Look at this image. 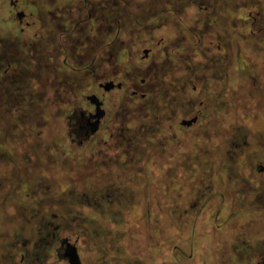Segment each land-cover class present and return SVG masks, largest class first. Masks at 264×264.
I'll list each match as a JSON object with an SVG mask.
<instances>
[{
  "label": "flooded vegetation",
  "instance_id": "flooded-vegetation-1",
  "mask_svg": "<svg viewBox=\"0 0 264 264\" xmlns=\"http://www.w3.org/2000/svg\"><path fill=\"white\" fill-rule=\"evenodd\" d=\"M237 46L264 52V0H0V264L105 256L98 212L123 222L121 179L155 165L184 215L217 195L260 212L234 248L264 258V105L239 97ZM74 147L97 184L55 183Z\"/></svg>",
  "mask_w": 264,
  "mask_h": 264
},
{
  "label": "rangeland",
  "instance_id": "rangeland-1",
  "mask_svg": "<svg viewBox=\"0 0 264 264\" xmlns=\"http://www.w3.org/2000/svg\"><path fill=\"white\" fill-rule=\"evenodd\" d=\"M253 7L255 8L252 9H258L259 4ZM246 13V29L243 30L250 38L256 33L253 23L257 14H250L249 9ZM237 47L240 53L241 69H245L242 75L246 86L239 88V97L243 96L248 98L247 100L254 101L256 96H260L264 105V59H259L261 56L264 57V52H255L250 47L246 50L243 46ZM246 91L249 94L246 95ZM248 103L255 106L253 102ZM85 148L88 149L89 146ZM85 148L74 147L72 152L76 155H72L69 161L62 163V166H66L64 171L56 169L55 175L50 173V176L54 175L55 183L65 180L71 186L80 188L85 184L90 186L99 182L96 173L84 172L85 165L88 168V163L91 164L87 162L88 160L80 159ZM225 165L226 163H219V169L223 170ZM144 169L140 173L132 174L128 179H121L128 180V186L133 187L135 192L140 194L134 207L126 209L128 212H124L121 217L117 216L119 219L123 217V222L116 223L115 220L111 221L105 214L98 212L109 225H102L109 234V243L105 247L108 253L104 256L101 252L97 253L89 242L82 243L87 264H264V258L259 254L249 259L248 255L244 253L238 255L235 251L240 232L244 228L242 225L245 222L244 219L254 222L256 214H259L257 219L262 217L260 212L253 211L251 214L243 213L241 210L236 211L239 208L238 204L242 203L240 200L235 198V201L224 204L222 196L217 195L210 200L204 210L194 211L191 217L187 215L188 213L184 215L175 205L178 191L166 190L164 179L167 173L162 172L156 165L155 168L151 167V171L146 172V168ZM222 189H224L222 185L216 187V191ZM227 193L231 192L227 191ZM188 197L189 195H186V198ZM219 207L222 209L219 210ZM234 211L238 214L231 217ZM260 227L256 225L249 228L260 230ZM62 234L75 240L78 233L64 230ZM262 234V237L261 235L253 236V239H256L254 242L261 243L264 237V233ZM113 235L117 236L112 237ZM90 250L96 254H90ZM110 254H114L115 257H111ZM54 256V264H60L57 254Z\"/></svg>",
  "mask_w": 264,
  "mask_h": 264
},
{
  "label": "water",
  "instance_id": "water-1",
  "mask_svg": "<svg viewBox=\"0 0 264 264\" xmlns=\"http://www.w3.org/2000/svg\"><path fill=\"white\" fill-rule=\"evenodd\" d=\"M70 256H71L72 262H75L77 264H80L79 255H78L77 250H76L75 247H72Z\"/></svg>",
  "mask_w": 264,
  "mask_h": 264
}]
</instances>
